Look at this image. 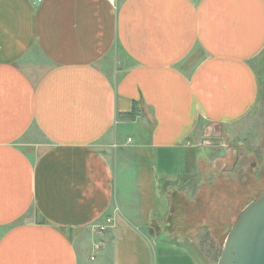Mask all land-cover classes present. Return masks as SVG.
I'll list each match as a JSON object with an SVG mask.
<instances>
[{
  "label": "crops",
  "instance_id": "crops-1",
  "mask_svg": "<svg viewBox=\"0 0 264 264\" xmlns=\"http://www.w3.org/2000/svg\"><path fill=\"white\" fill-rule=\"evenodd\" d=\"M263 59L264 0H0V264H209L191 183Z\"/></svg>",
  "mask_w": 264,
  "mask_h": 264
},
{
  "label": "rangeland",
  "instance_id": "rangeland-1",
  "mask_svg": "<svg viewBox=\"0 0 264 264\" xmlns=\"http://www.w3.org/2000/svg\"><path fill=\"white\" fill-rule=\"evenodd\" d=\"M259 63V66H255L262 77L261 100L258 108L244 121L228 130L232 142L239 144L243 151L238 168L230 175H217L216 170L220 169L218 164L212 161L211 164L208 163L207 165L206 163L204 165L201 162L199 163L198 174L191 183L195 189L200 190L198 196L199 214L207 216L211 223L208 228L199 226L198 231H201L195 239L197 248L204 253L203 255L208 256L209 264L218 263L228 232L239 213L264 192V59ZM143 119L144 117L140 116L137 122H142ZM126 130L123 133L120 127L117 129L118 141L124 138L127 140L126 135H130L135 140L139 139V129L130 128ZM221 148L224 150L226 147ZM210 152V149L202 147L198 149L200 156H206ZM219 153L221 150H216L215 156ZM151 163L156 166L154 170H157V164ZM168 166L172 168L174 165L169 164ZM123 170H125L124 166L116 164L117 175L121 174ZM205 185L210 190L208 203H205L208 197L206 188H204ZM201 187L203 188L201 189ZM202 205L203 209L201 208Z\"/></svg>",
  "mask_w": 264,
  "mask_h": 264
},
{
  "label": "water",
  "instance_id": "water-1",
  "mask_svg": "<svg viewBox=\"0 0 264 264\" xmlns=\"http://www.w3.org/2000/svg\"><path fill=\"white\" fill-rule=\"evenodd\" d=\"M217 264H264V192L239 213Z\"/></svg>",
  "mask_w": 264,
  "mask_h": 264
},
{
  "label": "trees",
  "instance_id": "trees-1",
  "mask_svg": "<svg viewBox=\"0 0 264 264\" xmlns=\"http://www.w3.org/2000/svg\"><path fill=\"white\" fill-rule=\"evenodd\" d=\"M137 110H138V106H137V104H134L133 111H132L131 114H129V116L132 117V118L135 117L136 114H137Z\"/></svg>",
  "mask_w": 264,
  "mask_h": 264
},
{
  "label": "built area",
  "instance_id": "built-area-1",
  "mask_svg": "<svg viewBox=\"0 0 264 264\" xmlns=\"http://www.w3.org/2000/svg\"><path fill=\"white\" fill-rule=\"evenodd\" d=\"M108 2H110L111 4H116V1L117 0H107ZM104 229H106L105 227H102V231L104 230Z\"/></svg>",
  "mask_w": 264,
  "mask_h": 264
}]
</instances>
